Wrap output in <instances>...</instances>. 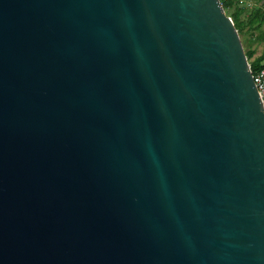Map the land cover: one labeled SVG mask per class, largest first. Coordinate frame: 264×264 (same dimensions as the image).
Masks as SVG:
<instances>
[{
    "label": "water",
    "instance_id": "water-1",
    "mask_svg": "<svg viewBox=\"0 0 264 264\" xmlns=\"http://www.w3.org/2000/svg\"><path fill=\"white\" fill-rule=\"evenodd\" d=\"M0 264H264V102L220 0H0Z\"/></svg>",
    "mask_w": 264,
    "mask_h": 264
},
{
    "label": "trees",
    "instance_id": "trees-1",
    "mask_svg": "<svg viewBox=\"0 0 264 264\" xmlns=\"http://www.w3.org/2000/svg\"><path fill=\"white\" fill-rule=\"evenodd\" d=\"M259 1L261 0H257L256 5L252 9H246L235 0L227 2L221 0V5L224 8L225 13L231 17L236 29L238 30L243 45V35L247 32L253 33L255 30H259L264 25V11L260 9L258 5ZM262 33L264 36V30ZM244 51L252 73L264 68V50L260 56L255 58V49L248 48L244 49Z\"/></svg>",
    "mask_w": 264,
    "mask_h": 264
},
{
    "label": "crops",
    "instance_id": "crops-1",
    "mask_svg": "<svg viewBox=\"0 0 264 264\" xmlns=\"http://www.w3.org/2000/svg\"><path fill=\"white\" fill-rule=\"evenodd\" d=\"M258 5H259L260 9H262L264 11V0L259 1ZM263 30H264V25L262 26V28H260L259 30H255L253 33L247 32L245 34V35H247V41L252 45L249 48L255 49L254 58L260 56L264 50V38H263L264 36L262 33ZM258 45H262V48H261V53L257 55L256 54V52H257L256 46H258Z\"/></svg>",
    "mask_w": 264,
    "mask_h": 264
},
{
    "label": "built area",
    "instance_id": "built-area-1",
    "mask_svg": "<svg viewBox=\"0 0 264 264\" xmlns=\"http://www.w3.org/2000/svg\"><path fill=\"white\" fill-rule=\"evenodd\" d=\"M221 1V0H220ZM225 2L230 1V0H223ZM237 1L240 5L243 3V1L246 2V4L249 5H254L255 0H235ZM253 76V81L256 85V88L258 92L260 93V96L263 99L264 102V68H262L259 71H256L255 73H252Z\"/></svg>",
    "mask_w": 264,
    "mask_h": 264
},
{
    "label": "rangeland",
    "instance_id": "rangeland-1",
    "mask_svg": "<svg viewBox=\"0 0 264 264\" xmlns=\"http://www.w3.org/2000/svg\"><path fill=\"white\" fill-rule=\"evenodd\" d=\"M256 3H257V0H255L254 5L252 4V5H249V6H248V5L246 4V2L243 1V3H242L241 5L244 6L246 9H252V8L256 5ZM243 42H244V45H243L244 49H248L249 47L252 46V45L247 41V35H243ZM261 48H262V45H258V46H256V50H257L256 54H257V55L261 53Z\"/></svg>",
    "mask_w": 264,
    "mask_h": 264
}]
</instances>
